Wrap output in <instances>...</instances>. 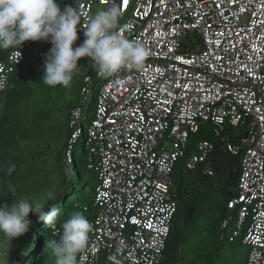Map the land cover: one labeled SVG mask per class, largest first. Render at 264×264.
I'll list each match as a JSON object with an SVG mask.
<instances>
[{"label": "built area", "instance_id": "1", "mask_svg": "<svg viewBox=\"0 0 264 264\" xmlns=\"http://www.w3.org/2000/svg\"><path fill=\"white\" fill-rule=\"evenodd\" d=\"M112 2L77 0L82 26L97 12L95 5L106 10ZM115 3L122 11L124 36L144 45L150 55L139 69L105 76L97 71L96 77L87 73L80 104L69 110L64 150L68 164L83 132L85 106L94 86L99 87L95 115L84 124L89 168L99 179L95 217L77 264L162 261L178 209L174 169L191 134L205 123L220 147L233 155L240 149L226 129L246 127L239 181L228 203L238 211L229 240L241 238L249 247L247 264H264V0ZM77 36L74 44L80 45L85 37L79 26ZM29 47L25 41L16 50L0 49V98ZM216 147L199 140L186 168L201 166L205 174L214 175L209 159ZM52 230L59 240L61 226Z\"/></svg>", "mask_w": 264, "mask_h": 264}, {"label": "trees", "instance_id": "2", "mask_svg": "<svg viewBox=\"0 0 264 264\" xmlns=\"http://www.w3.org/2000/svg\"><path fill=\"white\" fill-rule=\"evenodd\" d=\"M74 1L76 7L77 0ZM51 48L50 41H30L24 61L11 75L8 89L0 98V206L26 198L30 203L44 206L46 212L51 208L58 209L56 225L61 226L74 212L81 213L92 223L95 217L93 201L99 179L96 172L89 168V155L85 147L86 126L82 124L83 132L78 140L79 143L83 139L81 151L78 153L75 150L70 164L65 161L64 151L69 136V111L65 141H51L45 135L49 130L43 123L46 121L53 125L54 119L42 113L44 108H52L53 105L39 100L35 88L45 86L41 80L43 71H39L38 56L42 55L45 61ZM86 74L79 76L74 98L64 97L68 110L80 104L79 91ZM45 91L49 95L55 89ZM98 91L99 87L94 86L93 102L90 103L89 99L85 106L84 121L88 119L90 122L95 115ZM37 110L44 120L40 121L41 124L34 113ZM226 134L231 143L240 149L238 155L222 149L211 125L205 123L197 133L191 134L185 155L177 161L173 177L178 209L159 264H185L190 258L194 261L198 259L199 264H247L249 247L243 244L241 238L229 240L237 224L238 211L228 205L239 181L242 139L246 136V127L242 124L228 126ZM199 140H209L217 146L209 159L215 169L212 176L205 174L201 166L195 171L186 168L187 160ZM39 154L56 162L59 175L47 167L48 160L44 159L43 163L41 157L38 159ZM11 164H15V170L9 175L7 168ZM70 179L71 189L79 194L76 200L68 196ZM9 183L15 187L14 193L8 191ZM27 219L30 221L28 232L13 239L11 255L0 253V258L6 260V264H55L56 257L46 245L47 240L58 241L52 227L49 228L33 212L29 213ZM5 240L7 238L0 233V252L6 250Z\"/></svg>", "mask_w": 264, "mask_h": 264}, {"label": "clouds", "instance_id": "3", "mask_svg": "<svg viewBox=\"0 0 264 264\" xmlns=\"http://www.w3.org/2000/svg\"><path fill=\"white\" fill-rule=\"evenodd\" d=\"M77 5V3H76ZM80 6L61 9L58 0H0V49H18L25 41H50L42 81L45 85L69 87L78 70V62L87 57L98 69V75H113L121 69H139L149 57V50L142 44L127 39L119 24L121 8L113 0L106 10H98L82 26ZM78 26L83 30L84 41L73 48L77 41ZM18 52V51H17ZM4 81L0 80V87ZM15 164L7 168L10 175ZM8 191L15 187L8 184ZM54 227L59 210L19 199L0 206V233L8 242L28 232L29 213ZM92 224L79 212H74L61 225L60 239L47 240L46 245L56 257L55 264H77V254L88 244Z\"/></svg>", "mask_w": 264, "mask_h": 264}, {"label": "rangeland", "instance_id": "4", "mask_svg": "<svg viewBox=\"0 0 264 264\" xmlns=\"http://www.w3.org/2000/svg\"><path fill=\"white\" fill-rule=\"evenodd\" d=\"M58 3L61 4V7L64 8L65 6H72L75 8V1L74 0H58ZM104 9L103 6L100 5H95L94 6V11H98V10H102ZM79 45L74 44L73 48L78 47ZM36 52V51H35ZM38 56V54H37ZM38 59L40 61V65H38L39 67V71H44V58H42V55L39 54ZM78 70L77 72L74 74L73 79L71 81V84L69 87L65 88L61 85H57L55 87H51V86H42V87H36L35 89L37 90V94L39 95V100L43 101L44 103L49 102L51 105H53L52 108H44L43 111V115H48L50 117H52L53 120V125H51L50 123L47 124V122L45 121V124L43 123V125L47 128L49 132L47 131L45 133L46 137L49 140H54L56 141H60L59 143H63L65 141V130H66V121H67V115H68V108L65 106L67 103V100L64 98H70L73 99L75 96V91L77 88V85L79 83L78 79L79 76H81L83 73L87 72V73H92L94 77L97 76V71L98 69L96 68V66L89 60V58L84 57L81 58V60L78 62ZM102 82H104V79L102 80ZM83 83V81H82ZM50 88H54L55 91H52L49 95H46L45 93H49L48 90ZM57 91L62 95L60 97V95L57 93ZM90 103L93 102V94L90 98ZM34 113H36V117L38 118V121L40 122L41 120H43L42 114L39 113V111H34ZM84 124H88L89 120H83ZM41 124V122H40ZM45 130V129H44ZM78 145L75 146V150L79 153L81 151L80 149V145L83 144V139L81 138L79 143H77ZM38 159H43V163H45V160H48L49 157L45 156V155H38ZM45 159V160H44ZM49 162H47V167H50L53 172H55V174L57 173L59 175V172L57 170L56 167V162L51 159L48 160ZM71 185H72V181L71 179L68 181V186H69V192H68V196L71 199H78L79 198V194L76 191H73L71 189ZM13 243V239L8 242V240H5L4 245L6 247V250L1 251V255H5V256H9L11 255V250H10V245ZM190 252H194L193 250H189ZM0 264H6V260H2L0 258ZM185 264H199V260L196 259L195 261L192 260V258L189 259V261H186Z\"/></svg>", "mask_w": 264, "mask_h": 264}]
</instances>
